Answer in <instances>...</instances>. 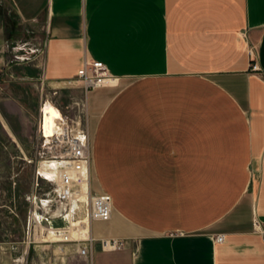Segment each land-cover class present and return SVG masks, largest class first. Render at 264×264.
<instances>
[{
    "label": "crops",
    "instance_id": "1",
    "mask_svg": "<svg viewBox=\"0 0 264 264\" xmlns=\"http://www.w3.org/2000/svg\"><path fill=\"white\" fill-rule=\"evenodd\" d=\"M24 32L50 85L92 60L119 79L87 96L113 203L93 233L127 247L94 264H264V0H0V72ZM127 98L125 131L109 128Z\"/></svg>",
    "mask_w": 264,
    "mask_h": 264
},
{
    "label": "rangeland",
    "instance_id": "2",
    "mask_svg": "<svg viewBox=\"0 0 264 264\" xmlns=\"http://www.w3.org/2000/svg\"><path fill=\"white\" fill-rule=\"evenodd\" d=\"M29 36L31 37L27 32L10 36L5 49V64L0 72V245L4 244L8 248L7 264H86L87 259H82L76 254L75 244L63 246L51 242L38 243L37 240L27 244L30 213L37 206L31 197L40 195L38 188H42L44 193L55 191L54 182L39 179L40 186H36L37 166L29 162L35 155L37 118L43 98L39 72L43 48L36 43V46H33L34 42L29 40ZM45 94L51 96L48 88ZM87 96L82 89L75 88L61 91L60 95L53 99L58 100L60 104L71 105L72 97L86 101ZM136 98L141 100V93ZM87 104L85 124L90 132L93 154L90 124L97 110H93L92 105L90 108L88 98ZM123 104L115 112V117L107 122L109 128H124L125 131L128 116L132 114L134 107L128 98ZM48 168L50 167L45 166L44 169L45 174L49 176ZM92 183L94 188L99 190L93 173ZM51 207L53 210L48 208L46 212L41 206L37 208L40 215L54 220L58 213L57 207L60 206ZM57 221L61 224V220ZM98 246L99 244L96 245L95 252Z\"/></svg>",
    "mask_w": 264,
    "mask_h": 264
},
{
    "label": "built area",
    "instance_id": "3",
    "mask_svg": "<svg viewBox=\"0 0 264 264\" xmlns=\"http://www.w3.org/2000/svg\"><path fill=\"white\" fill-rule=\"evenodd\" d=\"M250 53L254 54L253 49ZM85 63L76 78L63 86L50 85L47 79L40 78L43 98L37 118L35 155L29 162L37 166L36 186H40L39 179L54 182L55 191L44 193L42 188H38L40 195L31 197L37 206L30 213L27 244L36 242L32 237H35L37 228L43 234L54 231L59 238L51 243L63 246L75 244L76 254L87 259L86 264H94L96 245L99 244L101 250L107 253L118 252L126 249L127 240L119 237L97 238L93 233L94 222H108L111 219L113 203L109 194L96 190L92 183L93 154L90 132L85 124L87 97L86 101L72 97L71 105H63L53 99L64 90L80 88L88 95L92 90L118 85L119 79L110 74L104 63L96 60ZM252 69L258 71V65L254 64ZM47 88L51 96L45 94ZM52 108L58 115L51 113ZM45 166L55 171L53 178L45 174ZM54 205L60 206L54 220L40 215L37 208L41 206L46 212L48 208L53 210L51 206ZM57 220H61V224ZM84 221H87V227ZM72 223L78 225L74 227ZM80 227L90 228V233L87 237L72 239L70 228L78 230ZM225 237L219 235L216 241L223 242Z\"/></svg>",
    "mask_w": 264,
    "mask_h": 264
},
{
    "label": "bare ground",
    "instance_id": "4",
    "mask_svg": "<svg viewBox=\"0 0 264 264\" xmlns=\"http://www.w3.org/2000/svg\"><path fill=\"white\" fill-rule=\"evenodd\" d=\"M51 113L53 114V113H55L56 115H58V113L52 108L51 110ZM48 167V166H47ZM92 170H93V168H92ZM47 174V173H46ZM48 174H49V176L50 177H54V175H55V171L54 170H51L50 168H48ZM112 213H113V211H112ZM111 218H112V215H111ZM111 220V219H110ZM109 220V221H110ZM108 221V222H109ZM85 222V224H86V226L85 227H87L88 226V224H87V221H84ZM83 222V223H84ZM103 223L102 221H96V222H94V223ZM93 223V224H94ZM105 223V222H104ZM73 224V226L74 227H76L77 225L76 224H74V223H72ZM71 229V231H70V236H71V238L72 239H80V238H82V237H87V234L88 233H90V228H85V229H83L82 227H80L78 230L80 231V233H83V235L81 234H79V232H78V230L77 229H75V228H70ZM37 234H35V239L39 242V241H44V242H56L57 240H58V236L55 234V232L54 231H51V232H49L48 234H43L42 232H41V230H40V228H37ZM39 232V233H38ZM60 248V247H59ZM61 249V248H60ZM59 249V250H60Z\"/></svg>",
    "mask_w": 264,
    "mask_h": 264
}]
</instances>
